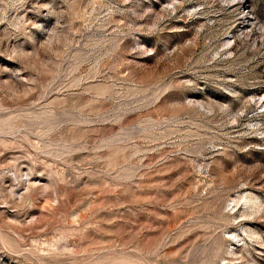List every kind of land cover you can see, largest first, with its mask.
Wrapping results in <instances>:
<instances>
[{
    "label": "rangeland",
    "instance_id": "rangeland-1",
    "mask_svg": "<svg viewBox=\"0 0 264 264\" xmlns=\"http://www.w3.org/2000/svg\"><path fill=\"white\" fill-rule=\"evenodd\" d=\"M235 3L0 0V264H264V0Z\"/></svg>",
    "mask_w": 264,
    "mask_h": 264
},
{
    "label": "bare ground",
    "instance_id": "bare-ground-1",
    "mask_svg": "<svg viewBox=\"0 0 264 264\" xmlns=\"http://www.w3.org/2000/svg\"><path fill=\"white\" fill-rule=\"evenodd\" d=\"M234 1L236 2V0H234ZM242 3H243V1L239 2L241 8H243V6H244ZM235 4H236V3H235ZM234 6H235V5H234ZM245 11H246V10H245ZM245 11H244V12H245ZM249 14H250V13H249ZM246 15H247V14H246ZM244 17H245V16H244ZM250 20H251V18H248V17L246 18V21H247V22H249ZM249 23H250V22H249ZM252 23H253V22H252ZM250 25H251V23H250ZM251 26H252V25H251Z\"/></svg>",
    "mask_w": 264,
    "mask_h": 264
},
{
    "label": "built area",
    "instance_id": "built-area-1",
    "mask_svg": "<svg viewBox=\"0 0 264 264\" xmlns=\"http://www.w3.org/2000/svg\"><path fill=\"white\" fill-rule=\"evenodd\" d=\"M241 1H243V3L242 4H247L246 2H247V0H236V4L235 5H240L239 4V2H241ZM247 6V5H246ZM247 11V10H246Z\"/></svg>",
    "mask_w": 264,
    "mask_h": 264
}]
</instances>
